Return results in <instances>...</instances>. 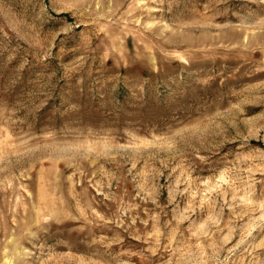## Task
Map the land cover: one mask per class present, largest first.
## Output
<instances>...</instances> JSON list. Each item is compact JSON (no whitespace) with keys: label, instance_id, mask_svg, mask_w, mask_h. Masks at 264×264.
I'll use <instances>...</instances> for the list:
<instances>
[{"label":"rangeland","instance_id":"374dc122","mask_svg":"<svg viewBox=\"0 0 264 264\" xmlns=\"http://www.w3.org/2000/svg\"><path fill=\"white\" fill-rule=\"evenodd\" d=\"M0 264H264V0H0Z\"/></svg>","mask_w":264,"mask_h":264}]
</instances>
